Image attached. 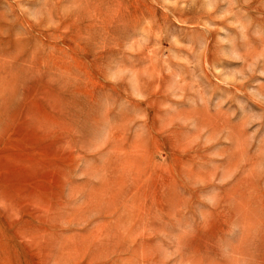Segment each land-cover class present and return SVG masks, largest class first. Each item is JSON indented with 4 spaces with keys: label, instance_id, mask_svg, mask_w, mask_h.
Wrapping results in <instances>:
<instances>
[{
    "label": "clouds",
    "instance_id": "9594fccd",
    "mask_svg": "<svg viewBox=\"0 0 264 264\" xmlns=\"http://www.w3.org/2000/svg\"><path fill=\"white\" fill-rule=\"evenodd\" d=\"M4 143L0 264H264V0H0Z\"/></svg>",
    "mask_w": 264,
    "mask_h": 264
},
{
    "label": "rangeland",
    "instance_id": "374dc122",
    "mask_svg": "<svg viewBox=\"0 0 264 264\" xmlns=\"http://www.w3.org/2000/svg\"><path fill=\"white\" fill-rule=\"evenodd\" d=\"M159 13H160V10L157 9V14ZM4 153H9L11 155H9L8 160L0 161V163H3L5 165L14 163V160L12 159L13 155H15L14 146L9 145L7 143L0 144V154H4ZM107 227H108V219L104 218L101 224V233H100L101 235H103V232L107 229ZM89 253H91V249L89 250ZM69 264H73V261L70 260ZM75 264H92L91 254L84 255L82 258L76 259ZM99 264H103V261H100Z\"/></svg>",
    "mask_w": 264,
    "mask_h": 264
}]
</instances>
